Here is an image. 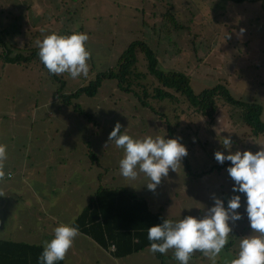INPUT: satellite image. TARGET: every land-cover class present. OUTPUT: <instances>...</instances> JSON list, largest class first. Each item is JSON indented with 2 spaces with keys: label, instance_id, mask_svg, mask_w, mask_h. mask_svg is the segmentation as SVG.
<instances>
[{
  "label": "rangeland",
  "instance_id": "obj_1",
  "mask_svg": "<svg viewBox=\"0 0 264 264\" xmlns=\"http://www.w3.org/2000/svg\"><path fill=\"white\" fill-rule=\"evenodd\" d=\"M55 4L57 0H0V145L5 148L0 162V240L43 247L53 228L74 222L101 187L147 199L152 213L162 212L172 221L202 217L214 198L226 207L228 199L240 195L236 211L241 219L230 222L227 243L215 257V264H225L252 230L244 194L232 191L226 171L230 162L218 163L214 153H254L264 147V129L256 131L244 120V111L222 97L214 119L191 108L182 95L177 94L175 102L154 98L158 83L143 53L137 54L133 68L142 75L138 81L131 79L134 93L123 91L116 80H105L94 97L63 99L115 69L128 47L141 41L154 52L161 70L190 75L195 94L223 86L235 100L260 105L264 124V0H60L59 10ZM33 9L42 12L39 35L29 30L25 19ZM53 17L58 21L49 29L45 22ZM19 28L22 40L13 36ZM52 32L87 34L86 76L50 74L39 59L11 61L16 54L29 56L36 41ZM144 93L148 106L141 101ZM117 122L133 138H177L186 147L176 171L169 169L154 190L147 189L150 181L143 173L135 179L120 174L123 149L108 140ZM226 137L230 149L222 146ZM64 261L179 264L172 249L162 258L147 248L116 260L79 231ZM188 264L213 262L194 251Z\"/></svg>",
  "mask_w": 264,
  "mask_h": 264
},
{
  "label": "clouds",
  "instance_id": "obj_2",
  "mask_svg": "<svg viewBox=\"0 0 264 264\" xmlns=\"http://www.w3.org/2000/svg\"><path fill=\"white\" fill-rule=\"evenodd\" d=\"M87 40L88 36L83 32L47 34L36 41L39 60L50 74L67 73L73 79L86 76L90 56L85 47ZM108 140L123 149L119 160L120 174L135 179L138 172L143 173L150 181L146 185L149 190L159 185L169 169L176 171L177 163L187 155L186 147L177 138L166 139L159 135L133 138L121 131L118 122L109 133ZM222 146L230 149L231 139L224 138ZM4 159L5 148L0 145V162ZM214 159L221 164L230 162L226 171L233 181L232 191L244 194V210L252 230L251 235L239 240L238 252L225 264H264V147L254 153L250 150L228 151L227 154L216 151ZM240 206V195L228 199L226 207L223 200L214 198L213 205L202 217L188 215L176 221L163 219L147 228L149 251L165 254L172 249L179 264H188L191 254L200 251L215 264V257L224 248L231 232L230 222L241 219V214L236 211ZM78 231L74 222L54 227L52 238L43 244L38 264L62 261Z\"/></svg>",
  "mask_w": 264,
  "mask_h": 264
},
{
  "label": "trees",
  "instance_id": "obj_3",
  "mask_svg": "<svg viewBox=\"0 0 264 264\" xmlns=\"http://www.w3.org/2000/svg\"><path fill=\"white\" fill-rule=\"evenodd\" d=\"M234 2H244V0H234ZM5 49L4 45V51ZM34 50L29 56L16 54L11 61L19 64L27 63L32 59L38 60V48L36 47ZM138 53L146 55L148 71L158 83V87L154 89V98L175 102L176 95H182L191 108L204 117L214 119L218 109V100L222 97L227 104L242 109L244 120L247 123L250 122V126L254 127L256 131L263 133L264 124L260 120L262 115L260 105L235 100L223 86L206 89L200 94H195L191 86L190 75L177 70L168 72L161 70L154 52L141 41L133 42L128 47L115 69L98 75L95 81L90 82L88 86L79 89L76 93L66 96L63 100L78 98L81 94L94 97L105 80H116L123 91L134 93V90H131L133 87L131 79L138 81L142 78V75L133 72ZM138 85L142 92L146 90L142 84ZM145 95L144 93L142 100L140 97L138 98L144 106H148ZM78 111L88 117L80 108ZM163 219L166 218L162 212L152 213L150 211L146 199L139 198L125 189L114 190L101 187L77 216L74 224L81 234L95 241L106 251H111L114 246V257L123 259L149 248L147 228L161 223ZM42 250V246L0 240V264H38V257ZM157 256L162 258L160 253H157ZM55 264H64V259L55 262Z\"/></svg>",
  "mask_w": 264,
  "mask_h": 264
},
{
  "label": "crops",
  "instance_id": "obj_4",
  "mask_svg": "<svg viewBox=\"0 0 264 264\" xmlns=\"http://www.w3.org/2000/svg\"><path fill=\"white\" fill-rule=\"evenodd\" d=\"M58 1H60V0H57V4H55L54 5V9H57V10H59L58 8H59V4H58ZM62 1V0H61ZM26 10V9H25ZM43 12H45V11H43ZM25 13V12H24ZM24 13H22L23 15H24ZM39 13H42L41 11L40 12H38V14H35V9H33V11H32V13H31V16L32 15H37L36 17H34V18H31V16L30 15H27V16H30V17H25V19L26 20H28L29 22H30V24L29 23H27L28 25H31V27L29 28V30H33V32L34 33H36V35H39V30L40 29H44V27H42V26H44V25H41L42 23H44L42 20V18H41V15L39 14ZM22 15V16H23ZM21 15H19L18 16V18L20 17ZM21 18V17H20ZM30 18V19H29ZM54 19L52 20V21H48V22H45V25H47V27L49 28V29H51V26H53V24H55L56 23V21H58V19L57 18H55V17H53ZM32 20H34V23H32L31 24V22H32ZM16 34H18L19 35V39H21L22 40V38H23V33H22V30H21V28H19V29H16V31L15 32H13V36H15ZM18 42H20V41H18ZM9 177H11V174L10 175H8ZM222 187V186H221ZM136 196V195H135ZM140 198V197H139ZM147 200V199H146ZM148 205H149V203H148ZM150 209V208H149ZM151 211V210H150ZM2 241H5V242H12V241H8V240H2ZM13 243H16V242H13ZM19 243H23V242H19ZM25 244V243H24ZM104 251L106 252V254L109 256V257H112L113 259H116L115 257H114V254H113V251L111 250V251H106L105 249H104ZM117 260V259H116ZM64 264H65V261H64Z\"/></svg>",
  "mask_w": 264,
  "mask_h": 264
},
{
  "label": "built area",
  "instance_id": "obj_5",
  "mask_svg": "<svg viewBox=\"0 0 264 264\" xmlns=\"http://www.w3.org/2000/svg\"><path fill=\"white\" fill-rule=\"evenodd\" d=\"M111 250L114 251L115 250V247L113 246Z\"/></svg>",
  "mask_w": 264,
  "mask_h": 264
}]
</instances>
